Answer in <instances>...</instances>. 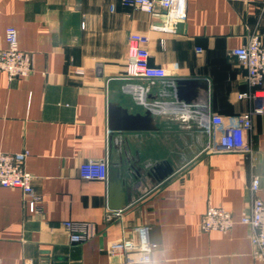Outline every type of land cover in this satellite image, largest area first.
<instances>
[{
	"label": "crops",
	"instance_id": "crops-1",
	"mask_svg": "<svg viewBox=\"0 0 264 264\" xmlns=\"http://www.w3.org/2000/svg\"><path fill=\"white\" fill-rule=\"evenodd\" d=\"M122 1L0 0V52L14 26L34 69L11 81L0 70V151L27 152L24 167L41 196L35 211L21 189L0 186L2 264H123L109 251L141 225L158 243L144 264H255L240 216L251 205L254 175L264 200V112L252 115L248 153L209 149L199 113L233 115L259 104L241 97L250 89L247 70L231 51L254 34L264 41V0H187L186 18L165 32L151 29L164 22L163 10L156 16ZM132 32L149 35L150 63L162 77L126 75ZM178 79L206 81L190 88L187 111L159 109L155 129L110 127L112 102L131 113L145 110L130 84L154 96ZM132 158L141 167L167 161L173 172L156 182L146 168L135 180ZM96 159L122 173L128 199L114 195L108 179L80 177V164ZM210 205L231 213L230 230H201ZM65 221L91 224L92 236L71 243Z\"/></svg>",
	"mask_w": 264,
	"mask_h": 264
},
{
	"label": "built area",
	"instance_id": "built-area-1",
	"mask_svg": "<svg viewBox=\"0 0 264 264\" xmlns=\"http://www.w3.org/2000/svg\"><path fill=\"white\" fill-rule=\"evenodd\" d=\"M122 4L156 16L163 10L164 22L151 26V29L156 31H169L173 24L187 16V0H123ZM149 39L146 33L132 32L129 35L125 68L129 78L162 77V70L150 63L151 53L147 46ZM6 43L5 49L0 52V70L7 73L10 81L29 76L34 71L32 54L19 47L14 26H8L6 29ZM231 53L247 70L246 79L250 89L241 93V97L260 102L252 111L233 115L213 113L208 109L199 113V122L212 138L209 149L248 153L252 151L248 140V133L253 126L252 115L264 112V41L260 35L254 34L245 44L233 48ZM180 110L185 112L188 106ZM25 156L27 152L0 151V186L21 189L35 211H38L41 196L34 191L32 173L24 167ZM108 173L109 165L105 159L87 160L79 166L80 177L87 180H107ZM259 186L260 179L254 175L251 180V205L241 214L240 222L250 228L255 264H264V200L257 196ZM112 217V213L108 212L107 219ZM234 223L235 220L227 209L220 205H210L200 221V228L203 231L225 232L230 230ZM63 225L71 243H81L93 234L91 224L65 221ZM157 247L158 243L151 238L149 226L141 225L126 234L109 252L110 255H119L123 264H144L152 262V255Z\"/></svg>",
	"mask_w": 264,
	"mask_h": 264
},
{
	"label": "water",
	"instance_id": "water-1",
	"mask_svg": "<svg viewBox=\"0 0 264 264\" xmlns=\"http://www.w3.org/2000/svg\"><path fill=\"white\" fill-rule=\"evenodd\" d=\"M200 86L206 87V81L198 79H178L174 81L164 82V90L157 95L150 96L145 88L140 85H129V90L134 94V100L137 104L145 106L143 113H131L128 109L123 108L118 103L112 102L110 104V127L115 130H139V129H155L156 120L154 118L155 113H159V109L172 107L174 109H182L187 107L192 102V96L190 88L198 89ZM162 98H172L171 100H165L158 102ZM150 98V101L148 100ZM155 99L154 101H152ZM157 100V102H156ZM119 138H116V148L122 149V145ZM132 164L129 169L132 172L133 178L138 179L141 172L144 173L146 168H149V172L154 176L156 182H160L169 176L173 172V168L167 161L159 162L154 165L148 164L145 167L139 165L138 159L132 158ZM122 173L115 168H109L108 180L110 182L113 194L122 192V196L125 199L129 198L130 188L124 190V180L122 179ZM115 208L122 207V204H116ZM114 207V206H113Z\"/></svg>",
	"mask_w": 264,
	"mask_h": 264
}]
</instances>
